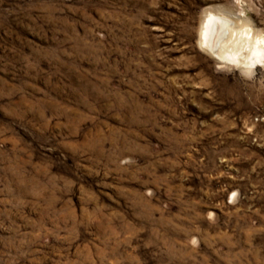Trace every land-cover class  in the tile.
I'll list each match as a JSON object with an SVG mask.
<instances>
[{
    "label": "rangeland",
    "instance_id": "rangeland-1",
    "mask_svg": "<svg viewBox=\"0 0 264 264\" xmlns=\"http://www.w3.org/2000/svg\"><path fill=\"white\" fill-rule=\"evenodd\" d=\"M208 10L264 38V0H0V264H264V49Z\"/></svg>",
    "mask_w": 264,
    "mask_h": 264
},
{
    "label": "bare ground",
    "instance_id": "bare-ground-1",
    "mask_svg": "<svg viewBox=\"0 0 264 264\" xmlns=\"http://www.w3.org/2000/svg\"><path fill=\"white\" fill-rule=\"evenodd\" d=\"M199 43L216 57L240 64H255L263 57V37L258 36L248 24H238L230 17L211 10L202 20Z\"/></svg>",
    "mask_w": 264,
    "mask_h": 264
}]
</instances>
